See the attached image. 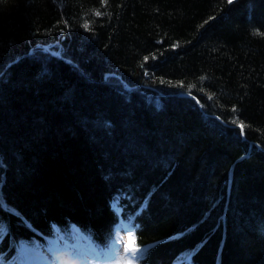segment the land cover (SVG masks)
I'll use <instances>...</instances> for the list:
<instances>
[{
	"label": "trees",
	"instance_id": "1",
	"mask_svg": "<svg viewBox=\"0 0 264 264\" xmlns=\"http://www.w3.org/2000/svg\"><path fill=\"white\" fill-rule=\"evenodd\" d=\"M121 225L264 264V0H0V264Z\"/></svg>",
	"mask_w": 264,
	"mask_h": 264
},
{
	"label": "rangeland",
	"instance_id": "2",
	"mask_svg": "<svg viewBox=\"0 0 264 264\" xmlns=\"http://www.w3.org/2000/svg\"><path fill=\"white\" fill-rule=\"evenodd\" d=\"M132 246L131 233L125 225L118 229L113 247L100 255L91 247L84 248V244H76L74 250L65 246L59 239L54 247L40 249L34 246L31 250L23 248L22 253L29 264H46L44 253L50 254L57 264H133L136 251H129Z\"/></svg>",
	"mask_w": 264,
	"mask_h": 264
},
{
	"label": "bare ground",
	"instance_id": "3",
	"mask_svg": "<svg viewBox=\"0 0 264 264\" xmlns=\"http://www.w3.org/2000/svg\"><path fill=\"white\" fill-rule=\"evenodd\" d=\"M43 256L45 257L46 264H57L56 260L53 259V257L50 254L44 253Z\"/></svg>",
	"mask_w": 264,
	"mask_h": 264
},
{
	"label": "snow or ice",
	"instance_id": "4",
	"mask_svg": "<svg viewBox=\"0 0 264 264\" xmlns=\"http://www.w3.org/2000/svg\"><path fill=\"white\" fill-rule=\"evenodd\" d=\"M229 2H231V0H229ZM129 251H132V252H135V251H137V249H135L134 247H129V249H128Z\"/></svg>",
	"mask_w": 264,
	"mask_h": 264
}]
</instances>
